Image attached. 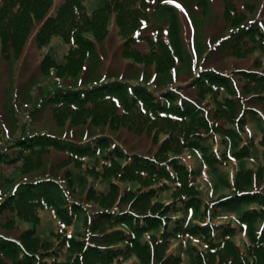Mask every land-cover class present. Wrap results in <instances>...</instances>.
<instances>
[{
	"label": "trees",
	"instance_id": "16d2710c",
	"mask_svg": "<svg viewBox=\"0 0 264 264\" xmlns=\"http://www.w3.org/2000/svg\"><path fill=\"white\" fill-rule=\"evenodd\" d=\"M175 1L0 0L4 59L33 31L49 47L39 68L51 86L31 112L47 106L59 128H82L0 131V162L23 178L0 194V264H264V17L223 0L232 29L202 55ZM192 1L204 15L208 1ZM112 26L128 68L102 76L89 64ZM225 50L263 54L226 69L212 61ZM122 129L149 147L107 134ZM50 153L62 174L40 172Z\"/></svg>",
	"mask_w": 264,
	"mask_h": 264
},
{
	"label": "rangeland",
	"instance_id": "374dc122",
	"mask_svg": "<svg viewBox=\"0 0 264 264\" xmlns=\"http://www.w3.org/2000/svg\"><path fill=\"white\" fill-rule=\"evenodd\" d=\"M207 1V8L204 15L200 14L198 9L192 5V0H178L177 2H174L179 8V22L183 40H185L186 45L190 47V50L198 51L202 55L205 54L211 44L217 42L232 29L223 18V0ZM56 2L57 0H54V4ZM243 2H251L252 4H255V8L257 6L255 13L253 14L254 11L251 13L252 17H264V0H237L240 7L243 6ZM161 20L162 15L159 16V18H155V22ZM151 28L152 27H148L147 29ZM33 33L34 31L29 35L25 48L19 58L6 60L0 53V131L4 132L5 138L8 134L11 135L10 131L12 134H18L22 126L56 133L68 131L69 135L74 133L81 134L82 128H72L69 126L66 128H59L55 124V120L51 115V112H49V109H47V106H40L37 111L31 112L43 93L51 86L48 81L44 80L39 68V61L49 47L46 45L41 49L37 48L33 41ZM122 41L123 36L116 34L114 26L110 27L108 37L102 44L98 45V57L90 61L89 68L95 69V73L102 76H105L108 71L119 72V70L121 71L124 68H128V58L120 53ZM140 48L143 49V47ZM256 54L263 53L253 51L246 58H235V56L230 55L225 50L222 53L216 54L215 59L212 61L216 65L225 66L226 69L237 65L250 67ZM131 69H137V67H129V73L132 71ZM181 72L182 75L183 73H186L184 69L179 71L180 74ZM57 81L59 82V80ZM69 81L71 80L68 79L67 82ZM106 131L107 129L105 131L103 130V132ZM89 132L90 131L86 130L83 134L86 135L89 134ZM107 134L126 146L137 150H146V148L149 147L147 137L135 135L123 129L120 131L108 130ZM5 138H2V141L0 142L1 145L5 144L3 141ZM60 158L61 157L58 153L45 155L43 159V167L40 172L62 174L63 168H58L56 166V162ZM191 161L194 164L197 162L195 156H193ZM4 163L5 162H0V194H5L4 192L9 191L15 185L14 182L19 181L21 178L19 173H12L13 165H6ZM234 167L235 163L224 168L230 172L229 174L231 176ZM219 171L222 170L219 169ZM202 172H204V170ZM12 175L16 176L14 180L10 183H5L4 179H7V177H11ZM207 178L208 176L203 178V185L200 184V186H204V190L207 189L209 191L210 187H208V183L210 181L207 180ZM213 181L215 180L212 179V182ZM104 186V182H99L96 187L103 189ZM164 197L167 199L168 196L165 195ZM218 220H220V218H218ZM47 223L48 219H45V225H47ZM17 224L18 229L27 226L25 221H18ZM258 226L259 223L257 224V227ZM47 227L49 226L47 225ZM131 257L133 258V256ZM131 261L132 259H129L127 262L129 263Z\"/></svg>",
	"mask_w": 264,
	"mask_h": 264
}]
</instances>
